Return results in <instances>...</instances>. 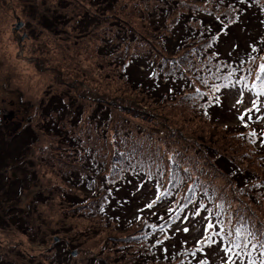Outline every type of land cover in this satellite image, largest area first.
Here are the masks:
<instances>
[{"label": "rangeland", "instance_id": "1", "mask_svg": "<svg viewBox=\"0 0 264 264\" xmlns=\"http://www.w3.org/2000/svg\"><path fill=\"white\" fill-rule=\"evenodd\" d=\"M232 1L0 0V117L24 142L23 155L0 163V264H225L219 248L193 251L209 211L197 210L196 189L178 218L161 195V165L181 195L205 172L209 198L228 196L223 216L254 199L246 214L264 228V146L236 128L254 94L228 80L247 56L248 83L264 81V0H241L250 4L237 20L222 9ZM58 97L68 112L53 113L50 128ZM101 101L109 112L98 123ZM260 107L258 130L264 97ZM220 157L257 181L237 187Z\"/></svg>", "mask_w": 264, "mask_h": 264}, {"label": "trees", "instance_id": "2", "mask_svg": "<svg viewBox=\"0 0 264 264\" xmlns=\"http://www.w3.org/2000/svg\"><path fill=\"white\" fill-rule=\"evenodd\" d=\"M250 4V1H248L247 3L242 4L241 0H233L232 2H229L228 4H224L225 10L231 9L227 16H231L233 17L235 20L238 19L239 16L244 14V10L248 9V6ZM226 5H228L226 7ZM168 7L170 8H174L175 4L173 6L168 4ZM165 10H168L171 14L174 11H170V9L166 8L165 6ZM221 10V9H220ZM219 10V11H220ZM238 10L239 13L236 11ZM161 17H168L167 15H161L159 16V18ZM179 18H181V20L183 21V15L179 16ZM129 31V30H128ZM124 37L126 38L127 35L125 34ZM130 37H131V33H130ZM178 38H170V41L172 42V44H175L176 47V41ZM253 51V50H252ZM252 51L246 53L245 55H251ZM112 53V52H111ZM176 55H173V57H175ZM217 57H220V55H216ZM249 64L250 65V60L246 57L242 58V60L239 62L238 67H236L235 69L237 70V77H234L233 79H228L230 81H233V87L236 85V87L238 85H240L242 88V90L247 94V93H253L254 97H253V102L251 103V107L245 109L244 111L246 112V110H251L250 112L247 113V115H245V117H247L246 119H244L241 122H238V124H236V128L237 130H241L242 132H245L247 130L243 129L246 127H250L251 130L254 132V134H256V136H254L255 138L258 139V141L264 146V129H257V125L255 124L254 120H257V118H255L253 115L254 113H256V111H258L259 108H261L259 106V102L261 101V99L264 97V81H262L261 79H257L255 82L253 83H248V79H249V70L247 71L245 65ZM138 66V65H137ZM124 68L126 69L127 66H124ZM129 70L132 71L131 66L129 68ZM130 71V73H131ZM128 77L129 80L132 81L136 86H139L138 83H141V89L143 91H147V87L144 84L143 80H136L134 78H132V75L130 77V74L128 73ZM227 86H231V82H225ZM256 98H259L258 100H256ZM59 99V100H58ZM58 99H51L48 102V108L46 109V118H45V123L47 124V127H50V121L52 118H54V114L56 112H63V113H67L68 112V104L66 101H64L61 97H58ZM255 105V106H254ZM109 109H106L102 103V101L99 103V105L96 107V112L99 111L100 115H99V121L98 123H100L101 121L105 120L107 118L108 115V111ZM2 117H0V143H1V150H0V156H1V161L3 160H14L17 159L18 157H20L21 155H23V144L24 142H22V134L21 135H17V136H12V137H8L6 134V130H5V126L2 127ZM48 118V119H47ZM64 118L62 117L61 120H63ZM58 120V118H57ZM57 124L54 120V125ZM256 125V126H255ZM264 127V126H263ZM52 128V127H50ZM259 128V127H258ZM243 143V142H242ZM245 144V143H243ZM135 150L134 151H138L135 147H133ZM241 149V148H240ZM250 150L247 148H244L239 154L238 156L241 158L243 157L246 152H249ZM252 158L256 159L255 157V153L252 152ZM141 157H146L148 159V156H144L141 155ZM234 159H237V157H233ZM232 158H223L220 157L218 158V163H216V167L218 169V171L222 172V173H226L228 175L231 176H235L236 177V185L237 187H245V186H251L254 184V181H257L255 179L249 178L248 177V172H246V170L248 169H244L243 166L241 164H237L234 162V160ZM129 162L131 163V160L128 158ZM173 169L175 170L176 167L178 168V170L180 171L181 167L180 165L176 162L174 164V166H172ZM161 175L158 178V182L162 185H165L167 188H170L166 191H163L161 193V195L163 196L164 200L168 202V204L172 203V202H177V208L176 211H178V218L183 217L184 215H186V213H188L187 207L191 204V200L194 198V193L196 192V189H199L200 195H203V197L201 198V203L196 202L199 207L196 206L197 210L200 212L203 209L207 208L209 211V220H207L205 222V231H204V236H211L212 240H209L207 242H203L201 245V249H193V251H196V253L202 252L205 249V254L208 253L209 250H217L218 248L222 249L228 244L229 239H234V235L233 237H228L226 236V233L228 232H232L233 234L235 233V230L237 228H241L242 230L245 231V233H250L251 235H249V240L252 241V244H256V247L253 248L252 244H249L247 249L244 250H238L241 251V256L240 257H233L236 260V264H249L250 260H254L255 264H262V262H264V248L260 247V244L264 242V228H261L260 224H257L256 220H253L251 216L247 215L246 212L247 211V206L251 207V204L254 203L255 201L254 199H250L249 202H244L241 199L240 202H242L244 204L243 207L240 208H233L231 209L230 213L228 216H223V214L221 213V208H222V204L226 203V198L228 196H226V198L220 196L218 202H221L220 204H218L216 202V199H210L209 197L213 196V193H215V189L213 187L210 188H204L201 189V187H205L204 184V176H205V172L204 175L203 174H198L195 172L196 176L192 182V187L190 188V192L193 190V192H191V196L190 193L188 194H182L181 192L175 188L172 187L175 183L174 179H169V175L172 174L173 176H175V172L172 169H169L168 172H166V169L163 165H161ZM17 176V174L14 172L11 176L12 181H18L17 178H15ZM180 183L184 184L186 183V177L183 176V174L181 172H179L178 174V178H181ZM72 180H76V176L72 175L71 176ZM211 180V179H210ZM169 184L171 186H169ZM12 188H8V187H3V189H7V191H9ZM18 187V186H17ZM14 190V189H13ZM14 193L17 195V189L14 190ZM13 193V194H14ZM13 196V195H12ZM9 196V197H12ZM69 196V195H67ZM70 197V196H69ZM78 197V195H77ZM76 198V197H75ZM198 200V199H196ZM195 200V201H196ZM238 200V197L235 199V201ZM190 202V203H189ZM187 203H189L188 205H186ZM216 208V209H214ZM229 220L230 222L224 221V220ZM157 220V219H156ZM172 222H169V224H171ZM211 223L213 225L212 229H208L207 225ZM218 233V235H217ZM204 237V239H205ZM223 238V239H222ZM222 240L223 241V246L220 245L219 241ZM215 241V242H213ZM188 245V244H187ZM210 245V248L208 249V246ZM221 247V248H220ZM199 251V252H198ZM223 252V251H222ZM173 257L172 255L168 256L166 259L169 261L171 260ZM228 259V257L225 259V261Z\"/></svg>", "mask_w": 264, "mask_h": 264}, {"label": "snow or ice", "instance_id": "3", "mask_svg": "<svg viewBox=\"0 0 264 264\" xmlns=\"http://www.w3.org/2000/svg\"><path fill=\"white\" fill-rule=\"evenodd\" d=\"M260 70L261 72H264V65L260 66ZM238 103H240V101H237ZM255 106V105H254ZM251 110H246V112L244 114H242L241 116H239L238 118L243 121L245 115H247L248 112H250ZM147 207L151 208L152 204L147 205ZM208 229H212L213 225L211 223H209L207 225ZM188 229H184V231H187ZM218 235V233H217ZM234 235V239H229L228 244L222 249V251L224 252L225 256L228 257V259L225 261V264H236V260L233 258L235 257H240L241 256V251L238 250H244L247 249L249 244H252V241L249 240V235H251L250 233H245L244 230H242L241 228H237L235 230V233L233 234L232 232H228L226 233V236L228 237H233ZM223 239V238H222ZM209 240H212L211 236H206L205 237V241L207 242ZM215 242V241H213ZM203 243V242H202ZM252 247L255 248L256 244H252ZM261 248H264V243L260 244ZM203 264V262H202ZM249 264H255L254 260H250ZM262 264H264V262H262Z\"/></svg>", "mask_w": 264, "mask_h": 264}, {"label": "bare ground", "instance_id": "4", "mask_svg": "<svg viewBox=\"0 0 264 264\" xmlns=\"http://www.w3.org/2000/svg\"><path fill=\"white\" fill-rule=\"evenodd\" d=\"M134 18H135V17H134ZM134 18H133V19H134Z\"/></svg>", "mask_w": 264, "mask_h": 264}]
</instances>
